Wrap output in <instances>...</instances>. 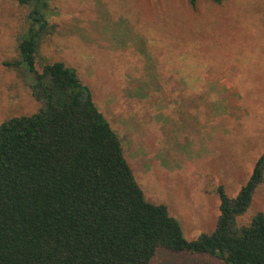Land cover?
I'll list each match as a JSON object with an SVG mask.
<instances>
[{"label": "rangeland", "instance_id": "obj_1", "mask_svg": "<svg viewBox=\"0 0 264 264\" xmlns=\"http://www.w3.org/2000/svg\"><path fill=\"white\" fill-rule=\"evenodd\" d=\"M50 62L74 69L118 135L148 200L168 206L187 240L214 231L264 153V0H51ZM26 9L0 0V125L43 106L5 66L18 58ZM38 69L41 67L38 65ZM264 212V184L239 223ZM152 264H225L158 250Z\"/></svg>", "mask_w": 264, "mask_h": 264}, {"label": "trees", "instance_id": "obj_2", "mask_svg": "<svg viewBox=\"0 0 264 264\" xmlns=\"http://www.w3.org/2000/svg\"><path fill=\"white\" fill-rule=\"evenodd\" d=\"M16 1L25 27L18 58L5 66L43 107L0 125V264H152L163 249L264 264V212L239 223L264 184V153L236 198L210 180L208 192L220 199L215 229L187 240L168 206L145 196L77 72L43 56L57 29L51 0ZM189 2L196 9L199 0Z\"/></svg>", "mask_w": 264, "mask_h": 264}]
</instances>
